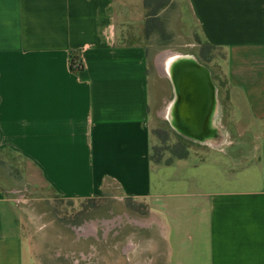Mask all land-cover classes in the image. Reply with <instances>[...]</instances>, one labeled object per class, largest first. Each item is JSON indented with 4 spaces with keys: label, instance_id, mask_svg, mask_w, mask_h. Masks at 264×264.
Returning <instances> with one entry per match:
<instances>
[{
    "label": "crops",
    "instance_id": "0c3cea01",
    "mask_svg": "<svg viewBox=\"0 0 264 264\" xmlns=\"http://www.w3.org/2000/svg\"><path fill=\"white\" fill-rule=\"evenodd\" d=\"M185 1L201 39L221 53L228 96L196 118L192 105L206 103L180 101L193 137L168 123L200 144L247 135L252 150L233 140L219 163L156 166L149 121L163 79L151 50L116 41V0H0V152L36 174L45 202H143L138 234L120 249L133 264H264V0ZM6 185L0 264H41L29 213Z\"/></svg>",
    "mask_w": 264,
    "mask_h": 264
},
{
    "label": "rangeland",
    "instance_id": "374dc122",
    "mask_svg": "<svg viewBox=\"0 0 264 264\" xmlns=\"http://www.w3.org/2000/svg\"><path fill=\"white\" fill-rule=\"evenodd\" d=\"M116 2L124 11L123 23L117 30L116 41L143 45L151 50V64L155 62L156 71L163 79L155 84L157 103L149 121L151 162L156 166L166 165L179 157L192 156L195 162L219 163L216 159L224 155L222 151L233 140L240 141L246 150H252V138L247 135L243 139L223 137L215 143L216 145L214 142L200 144L192 138L188 139L178 134L168 123L165 111L172 102L173 90L167 76L162 75L158 67L159 64L167 66L169 59L164 58L166 53L193 57L203 67H207L214 88L213 98L224 99L223 97L228 96L225 81L221 80L217 65L221 53L201 39L186 1L116 0ZM157 6L159 11L165 9L164 13L157 16L156 22L146 24V15L157 10ZM0 160L8 165V168L0 166V181L7 183L6 188L20 190L24 187L27 190L16 192L12 190L10 195L25 208L26 213H29L28 223L33 226L28 232L41 264L134 263L130 257H122L120 249L133 237L132 229L138 230L134 224L140 220L138 216L146 212L143 202L119 203L113 199L57 201L51 196L50 202H45L41 199H45L50 193L39 186L38 178L32 170L20 159L8 153L0 152ZM212 168L205 164L200 171L210 174ZM163 171L160 170L158 173ZM89 228H93V232L88 230ZM87 230L90 233H87ZM136 233L138 234L137 231Z\"/></svg>",
    "mask_w": 264,
    "mask_h": 264
},
{
    "label": "bare ground",
    "instance_id": "6f19581e",
    "mask_svg": "<svg viewBox=\"0 0 264 264\" xmlns=\"http://www.w3.org/2000/svg\"><path fill=\"white\" fill-rule=\"evenodd\" d=\"M165 57H167L169 59L167 66L166 67H163L162 65L160 66L159 63H158L159 65L158 64L157 65H158V67H160L159 69L161 70L162 74L167 76L168 78H170V80L172 81V83L175 86H176L175 81L177 78L174 76L176 75L177 71L185 69L184 71L188 72V75L195 77V79L200 78V79H203L205 81V85H206L208 90H206L205 88H202L204 90V92L206 91L204 94V99H206L207 101H208V99L211 101L213 100L214 88H213V85L211 82L212 80L209 76V72L206 69L207 67L206 68L203 67L199 62H197L191 56L187 57V56H183L182 54H177V53H173V54L166 53V54H164V58ZM161 60H159V61H161ZM199 83L201 85V82H199ZM201 87H202V85H201ZM177 100H178V93H177V97H176L175 101L173 103L170 102L171 103L170 106L168 107L167 111H165L166 112L165 116L168 117L173 128L177 132H180L184 135H188V136L193 137L192 136V135H194L193 130L188 128L186 125V123H188L187 119L184 118V117H186V115L184 114V112H183V114H180V115L178 113L179 111L177 108L178 107L177 106ZM207 106H208V103H207ZM209 107H210V104H209ZM205 113H206V110L204 111V114ZM181 115H183V117ZM208 124H209V120H207V122H206V125H208ZM208 126L210 128V125H208Z\"/></svg>",
    "mask_w": 264,
    "mask_h": 264
},
{
    "label": "water",
    "instance_id": "95a60500",
    "mask_svg": "<svg viewBox=\"0 0 264 264\" xmlns=\"http://www.w3.org/2000/svg\"><path fill=\"white\" fill-rule=\"evenodd\" d=\"M185 69L179 70L177 71L176 75L174 77H176V86L172 83L173 85V89H174V99H176L177 97V93H178V100H177V108H178V113L179 115L181 114V106H180V101L183 99V101L186 100H194L195 99V103L197 101H204V103H206L205 106H202V104L197 105V104H193L190 110V117L192 118L193 116L196 117L197 113L200 112V110H202L203 114L204 111L206 110V113L203 116H206L209 108L211 107L212 101L208 99V101L206 99H204V90L202 88H205L206 90L207 87L205 85V81L203 79L197 78L195 79V77L188 75V72L184 71ZM170 79V78H169ZM201 82V85L200 83ZM177 90V91H176ZM208 103V106H207ZM210 104V107H209ZM184 106V105H183ZM200 106V107H198ZM207 107V108H206ZM201 113V112H200Z\"/></svg>",
    "mask_w": 264,
    "mask_h": 264
},
{
    "label": "trees",
    "instance_id": "16d2710c",
    "mask_svg": "<svg viewBox=\"0 0 264 264\" xmlns=\"http://www.w3.org/2000/svg\"><path fill=\"white\" fill-rule=\"evenodd\" d=\"M158 7H159V6H157V10H153L152 12H150V13H148V14L146 15V18H147V19H146V20H147L146 24L149 23V22H156V21H157V18H158V17H156V16H157L158 12H160V11L158 10ZM154 9H155V8H154ZM0 166L2 167L3 164L0 163Z\"/></svg>",
    "mask_w": 264,
    "mask_h": 264
},
{
    "label": "built area",
    "instance_id": "2783aa9c",
    "mask_svg": "<svg viewBox=\"0 0 264 264\" xmlns=\"http://www.w3.org/2000/svg\"><path fill=\"white\" fill-rule=\"evenodd\" d=\"M79 67H80V65H79L78 62H76L75 64H73V62L70 61L68 63V68L71 69V70H79Z\"/></svg>",
    "mask_w": 264,
    "mask_h": 264
}]
</instances>
